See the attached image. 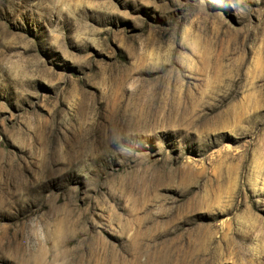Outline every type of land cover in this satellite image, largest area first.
Listing matches in <instances>:
<instances>
[{"label":"rangeland","instance_id":"1","mask_svg":"<svg viewBox=\"0 0 264 264\" xmlns=\"http://www.w3.org/2000/svg\"><path fill=\"white\" fill-rule=\"evenodd\" d=\"M0 264H264V0H0Z\"/></svg>","mask_w":264,"mask_h":264}]
</instances>
